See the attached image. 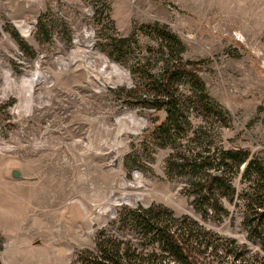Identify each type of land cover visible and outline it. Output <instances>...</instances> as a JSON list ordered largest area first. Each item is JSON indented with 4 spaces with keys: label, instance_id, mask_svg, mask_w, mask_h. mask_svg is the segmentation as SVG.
Returning <instances> with one entry per match:
<instances>
[{
    "label": "rangeland",
    "instance_id": "obj_1",
    "mask_svg": "<svg viewBox=\"0 0 264 264\" xmlns=\"http://www.w3.org/2000/svg\"><path fill=\"white\" fill-rule=\"evenodd\" d=\"M178 59L204 61L223 118L188 108L181 85L188 120L168 140L145 86ZM37 71L47 79L27 99L20 80ZM231 150L264 162V0H0V264H77L103 229L131 239L116 223L125 207L153 204L264 259L242 223L244 165L220 221L196 211L191 171L169 169Z\"/></svg>",
    "mask_w": 264,
    "mask_h": 264
},
{
    "label": "trees",
    "instance_id": "obj_2",
    "mask_svg": "<svg viewBox=\"0 0 264 264\" xmlns=\"http://www.w3.org/2000/svg\"><path fill=\"white\" fill-rule=\"evenodd\" d=\"M202 63L178 59L162 74L151 75L145 86L149 94L146 99L152 101L150 106L164 113L156 132L168 140L172 131L183 129L180 117L185 122L188 120L180 110L184 97L180 93L181 85L186 87L184 104L188 108H204L207 116L223 118V111L213 105L205 83L197 74L196 67ZM168 163L170 170L181 175L187 174L188 169L191 171L189 189L194 195L195 209L203 218L216 221L228 214L221 199L233 202L237 195L229 174L244 165L242 177L253 181L254 187L251 193L237 195L238 200L246 203L242 223L252 238L264 241L262 160L251 159L245 150H231L198 156L181 154ZM116 223L119 231L131 239L114 237L103 229L97 236L96 249L80 253L77 264H264V259H258L234 239L206 230L188 216L178 217L161 205L125 207Z\"/></svg>",
    "mask_w": 264,
    "mask_h": 264
},
{
    "label": "bare ground",
    "instance_id": "obj_3",
    "mask_svg": "<svg viewBox=\"0 0 264 264\" xmlns=\"http://www.w3.org/2000/svg\"><path fill=\"white\" fill-rule=\"evenodd\" d=\"M110 67L112 69V74L119 75V74H122L123 73V71L121 70V68H119V66L116 65V64H113L112 63ZM6 75L9 76L10 75L9 72H6ZM46 79H47L46 75H44V74H42V73H40V72L37 71L35 74L30 75L28 77L24 76L20 80L22 87L25 88V91L27 93V99H30L31 98L30 96H31V93H33V90H34L35 85L37 83L41 82V81H45Z\"/></svg>",
    "mask_w": 264,
    "mask_h": 264
},
{
    "label": "water",
    "instance_id": "obj_4",
    "mask_svg": "<svg viewBox=\"0 0 264 264\" xmlns=\"http://www.w3.org/2000/svg\"><path fill=\"white\" fill-rule=\"evenodd\" d=\"M12 176H13V178L20 179L21 178V173L19 171H14Z\"/></svg>",
    "mask_w": 264,
    "mask_h": 264
}]
</instances>
